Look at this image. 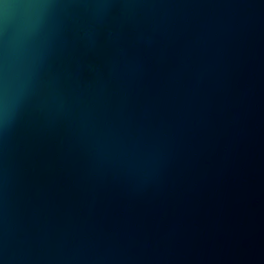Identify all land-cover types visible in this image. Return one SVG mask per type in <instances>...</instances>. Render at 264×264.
Here are the masks:
<instances>
[{"label": "water", "instance_id": "water-1", "mask_svg": "<svg viewBox=\"0 0 264 264\" xmlns=\"http://www.w3.org/2000/svg\"><path fill=\"white\" fill-rule=\"evenodd\" d=\"M0 264H264V0H0Z\"/></svg>", "mask_w": 264, "mask_h": 264}]
</instances>
